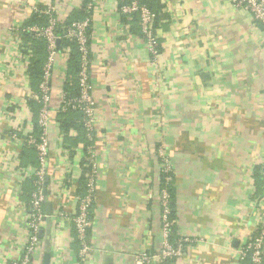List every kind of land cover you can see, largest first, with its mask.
<instances>
[{
	"label": "crops",
	"instance_id": "1",
	"mask_svg": "<svg viewBox=\"0 0 264 264\" xmlns=\"http://www.w3.org/2000/svg\"><path fill=\"white\" fill-rule=\"evenodd\" d=\"M161 2L153 58L120 0H0V264L20 260L38 166L26 144L38 135L39 111L35 119L23 30L39 26L28 24L47 8L61 25L74 14L85 18L89 5L97 162L91 254L81 260L72 221L85 192L88 143L83 130L65 132L58 118L72 54L59 41L45 218L32 264H139L144 253H160L161 149L174 176L175 236L188 240L168 264H245L240 251L264 220V28L228 0Z\"/></svg>",
	"mask_w": 264,
	"mask_h": 264
},
{
	"label": "built area",
	"instance_id": "2",
	"mask_svg": "<svg viewBox=\"0 0 264 264\" xmlns=\"http://www.w3.org/2000/svg\"><path fill=\"white\" fill-rule=\"evenodd\" d=\"M235 8L244 9L249 12L254 21L264 28V0H228ZM90 5L85 8L86 17L82 20L74 21L64 34L58 35L60 29L59 21L53 7L41 11V15L46 17L47 24L44 27L34 26L24 29V33H31L37 39L45 40L47 43V60L43 68L42 82L39 85V93L33 96V100L41 105L38 118V135H29L26 144L33 147L37 153L38 166L32 172L30 178L34 179V190L30 196L29 216L26 230V244L23 248L20 260L16 264H32L33 256L40 243V232L44 222V205L46 202L45 186L47 176V166L49 160L50 144L48 139L50 125L51 100L50 80L55 58L58 54V42L62 38L69 42L76 43L80 53V73L78 84L80 95L70 98L67 92H63L62 105L59 112L69 110L78 111L82 114V125L87 138L86 155L84 157L83 172L85 178L84 195L78 196L77 211L72 219L76 232V243L79 246V256L82 261H88L91 254L89 244V232L92 226V212L96 203V179L97 162L95 160V100L93 98V85L90 76V42L89 30L91 26ZM121 12L128 17L137 16L140 32L146 40L147 48L153 58L158 54V38L155 36L156 15L139 0H127V4L122 7ZM61 28L60 30H63ZM23 44V45H22ZM22 57L30 61L32 48L30 45L21 43ZM162 158V170L164 174L171 173L168 166L167 156L164 150H159ZM171 178L166 177L168 184ZM162 207V249L158 254L144 253L139 264H168L178 259L184 250V245L188 240H182L176 246L171 244L173 222L170 218L171 194L167 188H163L160 194ZM62 216V215H61ZM260 230L257 235L250 237L245 247L240 251V260L244 262L249 256L252 264H264L263 244H264V220L260 223Z\"/></svg>",
	"mask_w": 264,
	"mask_h": 264
},
{
	"label": "trees",
	"instance_id": "3",
	"mask_svg": "<svg viewBox=\"0 0 264 264\" xmlns=\"http://www.w3.org/2000/svg\"><path fill=\"white\" fill-rule=\"evenodd\" d=\"M139 1L142 5L147 6L156 15V22H155V26H156V23L158 22V20H160V14L162 13V11L165 7L164 4L161 2V0H139ZM120 2L121 3L119 5V10L121 12L122 7L127 4V0H120ZM37 17L38 16H34L33 20L31 22H29L28 25H33L36 23V24H39V26L43 27L47 24V21H46L47 19L45 17H40V18L39 17L37 18ZM83 18H84L83 16H79L78 14H74L65 24L59 25L60 29L61 28H64V29L63 30L59 29L57 34L62 36L64 34V31L67 30L68 27L71 26V24L74 21L81 20ZM134 18L133 19L135 21L138 20L137 16H135ZM23 40H24L25 44L27 42L32 43L31 44L32 55L30 58V81H31V85H32L34 93L38 94L39 93L38 88L42 82V77H43V68H44L45 62L47 60V43L45 40L37 39L31 33L25 34ZM61 44L64 47H70L72 50L71 51L72 52L71 59L69 61V69H68V76L69 77H67V85H66L64 92H67L69 94L70 98H76L80 95V87L78 84V76L80 73V53L78 51V46L76 43L69 42L66 39L62 38ZM70 76H71V78H70ZM30 106H31V110L34 114V118L36 119V117L38 116V111L40 109V105L36 101L32 100L30 102ZM58 118H59L61 126L65 132H68L71 128L80 129V130L84 131V128L82 125V114L80 112L72 111V110H69L65 113L59 112ZM35 126H36V128H35L34 134H38L39 133L38 124ZM27 148H29L30 151H33V152L35 151V149L33 147L28 146ZM85 150H86V148H85ZM84 171H87V169H85ZM259 172L260 171H257L256 175H258ZM168 176L171 178V181L167 184L166 183V177H168ZM256 177L258 178V176H256ZM173 182H174V176H173L172 172L169 174H164L161 172V190L163 188H167L169 193L171 194V211H172V213L170 215V218L173 222V226H172V234L170 237V242H171V244L176 246L178 242H177V238L175 236V213H174ZM82 184L85 185L84 176H83ZM30 196H31V194H30ZM174 240H176V241H174ZM244 262H245V264H252L250 256Z\"/></svg>",
	"mask_w": 264,
	"mask_h": 264
},
{
	"label": "water",
	"instance_id": "4",
	"mask_svg": "<svg viewBox=\"0 0 264 264\" xmlns=\"http://www.w3.org/2000/svg\"><path fill=\"white\" fill-rule=\"evenodd\" d=\"M46 181H47V178H46ZM50 205L47 203V207H49ZM47 264V263H46Z\"/></svg>",
	"mask_w": 264,
	"mask_h": 264
}]
</instances>
